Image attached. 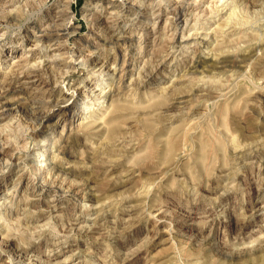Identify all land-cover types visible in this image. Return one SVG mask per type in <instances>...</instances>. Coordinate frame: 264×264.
<instances>
[{
  "label": "rangeland",
  "instance_id": "rangeland-1",
  "mask_svg": "<svg viewBox=\"0 0 264 264\" xmlns=\"http://www.w3.org/2000/svg\"><path fill=\"white\" fill-rule=\"evenodd\" d=\"M10 1L0 0L4 16L24 7ZM58 1L15 22L0 12V114L13 106L0 118V264H264V0H175L188 16L179 22L185 33L208 34L197 46L204 60L193 76L167 61L146 78L140 28L127 22L119 40L103 28L121 0H72L56 21ZM229 2L245 26L227 30ZM135 3L133 23L148 4ZM62 19L68 38L40 35V25ZM222 34L251 55L230 56L236 80L216 82L209 51ZM87 53L93 63L81 62ZM50 58L62 65L48 83L19 75L24 60ZM56 174L63 188H46Z\"/></svg>",
  "mask_w": 264,
  "mask_h": 264
},
{
  "label": "bare ground",
  "instance_id": "bare-ground-1",
  "mask_svg": "<svg viewBox=\"0 0 264 264\" xmlns=\"http://www.w3.org/2000/svg\"><path fill=\"white\" fill-rule=\"evenodd\" d=\"M43 0H24V7H20L21 9H18L17 10V12H15V14L13 13H9L8 15H6L7 14V12L5 11V16H9V17H7V18H11V21H13V22H15V21H19V17H22V16H20L21 14L22 15H25L27 18H29L30 17V15H31V11H33V9L35 10V8L39 5V3L40 2H42ZM45 1V0H44ZM118 1V0H117ZM135 1L136 0H121L119 3H117V4H115V3H113V4H111L112 6L111 7H113V8H118V10H119V13H125V14H127L126 16H122L123 18L122 19H118L117 18V16L118 15H120L119 13H118V10L116 11V13H114V11H113V13H112V11H105L106 12V15L108 16V17H106V19H103V28L106 30V37L107 38H115V39H117V40H119L120 38H123L122 36H118L117 35V32L118 31H121L122 30V28H124V26H125V24H127V22H129L130 21V24L132 25V26H135V27H139L140 28V30H141V32H140V36L141 37H143V45H144V47H142V48H144L143 49V51H142V53H146V49L148 50V48H149V50L147 51V53L150 55V57L147 59V60H144V61H142L143 62V69H144V71H143V69H140L142 72L139 74V76H140V78H143L142 76H146V77H148V76H150L151 74H153L154 72H157V71H159V70H164L165 68H167V61H171V64L168 66V70H172V72L174 73V74H176V72H179V69H178V67L180 66V69L182 68V66H184V67H188V68H190V70L191 69H193V71L190 73L191 75L192 74H195V72H196V69H198V67H200V63L201 62H203V60H204V58L201 56V51H202V48L200 47V48H198L197 46H202L203 44H206V40H203V38H205V37H207L208 36V34H204V37L203 36H200L199 34L200 33H198V32H196V31H194V33H191V34H188L187 35V33H185V27L183 26V25H180V18H181V16H183L184 17V19H183V22H185V23H188V16L186 15V13H184L185 11H184V8H182L181 6H179L178 5V2H175V0H144V1H146V2H148V4L147 5H145L144 7H141V8H143L142 10H143V12H139L138 13V17H137V22L136 23H133V22H131V20L129 19L130 18V16L128 17V13H130L131 12V10L135 7ZM224 2V1H223ZM222 2V3H223ZM13 3H15V0H11L8 4H13ZM71 3H72V0H60V1H58V5H57V10H58V12L59 13H61L60 15H53L54 16V19L57 21V20H60L61 19V16L64 14V15H69L70 14V11H71V9H72V5H71ZM142 3H143V1H142ZM22 4V3H21ZM42 4V3H41ZM20 5V4H19ZM22 6V5H21ZM40 6V5H39ZM222 6V5H221ZM138 7V6H137ZM235 7L236 6H234V5H231V3L229 2V3H227L226 5H225V7H224V9H227L225 12L227 13L228 12V16L225 18V20H226V22H223L225 25H226V27H227V30H228V26H230V25H232V27L234 26H236V28L238 27H241L242 25H244L245 26V23H243L242 24V22H240L239 23V21L237 22V18L239 17H237V15L235 14ZM216 9V8H215ZM221 9H223V8H221ZM5 10V9H4ZM203 11H205V12H209V11H211V12H214V13H216V15H218V11H216V10H214V9H212L211 8V6H208V7H206L205 8V10H203ZM223 11V10H222ZM1 12V14H3V16H4V13H2L3 12V10L2 11H0ZM168 12V14H166ZM141 13L142 14H144L145 16L143 17L142 15H141ZM164 13L167 15V16H170V17H166V19H164V25H162V27H161V23L163 22V17H161L162 16V14L164 15ZM118 14V15H117ZM140 14V15H139ZM183 14V15H182ZM200 14V13H199ZM113 15H114V17H116L117 18V20L115 19L114 21H116L115 22V24H112V21L109 23V18H110V16H112V19H114V17H113ZM124 15V14H123ZM4 16V17H5ZM96 16V15H95ZM121 16V15H120ZM133 16V15H132ZM202 15H200V17H201ZM208 17H209V14H208ZM210 17H212V16H210ZM6 18V17H5ZM71 19V18H70ZM133 19H135V18H133ZM149 19L152 21V22H148L149 21ZM36 20V19H35ZM63 21L61 22L62 24L61 25H59V26H54V23L52 24V23H46V24H44V25H40L39 27H38V31H39V33H40V35L41 36H44V33H46V32H49V40L50 41H57L58 39H60V38H63V37H66V38H68L69 37V35H70V33H71V31H69L70 30V22H68L66 19H62ZM224 20V21H225ZM238 20H240V19H238ZM43 22V21H42ZM55 22V21H54ZM244 22V21H243ZM114 23V22H113ZM247 23V22H246ZM33 24H35V25H38L37 24V22H35V23H33ZM60 24V23H59ZM224 24H222L223 26H224ZM119 25V26H118ZM120 25H122V27H120ZM15 26H16V24H15ZM218 26V25H217ZM243 26V27H244ZM218 28H219V26H218ZM222 28V27H221ZM237 28V29H238ZM36 29V28H35ZM224 29V28H223ZM222 29V30H223ZM231 29V28H230ZM233 29V28H232ZM197 30V29H196ZM210 30V29H209ZM212 30H213V28H212ZM216 30H217V28H216ZM226 30V29H225ZM224 30V31H225ZM234 30V29H233ZM100 31H102V30H100ZM192 31V32H193ZM218 31L220 32V30L218 29ZM230 31V30H229ZM229 31H227V32H229ZM238 31V30H237ZM70 32V33H69ZM103 32V31H102ZM216 32V31H215ZM214 32V33H215ZM226 32V31H225ZM226 32V33H227ZM231 32V31H230ZM233 32V31H232ZM242 32V31H241ZM210 33V32H209ZM224 33V32H223ZM235 33H236V31H235ZM262 33V32H261ZM202 34H203V32H202ZM216 34V33H215ZM225 34V33H224ZM224 34H222V35H224ZM231 34V33H230ZM264 34V33H263ZM103 35V34H102ZM219 35V34H218ZM228 35V34H227ZM248 35V34H247ZM40 36V37H41ZM95 36H96V34H95ZM118 36V37H117ZM124 36V35H123ZM179 36H181V37H179ZM232 36V35H231ZM240 36V35H239ZM243 36V35H242ZM99 38H100V36H98ZM103 37V36H102ZM101 37V38H102ZM201 37H203L202 39H201ZM221 37H223L221 40H219ZM218 40H216L215 41V43H217L216 44V46L217 47H219V49H214V50H212V51H209V53H211V54H213L212 56H211V64H210V66L211 67H213V69L214 68H216V69H214V70H216V71H214L213 72V75H214V78L216 79H218V77H219V79H222V78H224V77H229V78H233L234 76H236V72H235V70H233V68H235V67H237V66H233V64H232V60H230V59H228L230 56H232V55H235V54H241L243 51H244V53H242V55H247V54H250L249 52L250 51H248L247 50V48L244 50V49H239V47L241 48V46L239 45L238 47H237V45H235L236 46V48L237 49H232V47L231 46H233V45H231L233 42H236L237 40H229L228 39V37L226 36V35H224V36H221ZM238 37V36H237ZM114 39V40H115ZM123 39H127V38H123ZM206 39V38H205ZM253 39V38H252ZM251 39V40H252ZM102 40V39H101ZM110 40V39H109ZM129 40V39H128ZM127 40V41H128ZM248 40H250V39H248ZM254 40V39H253ZM252 40V41H253ZM67 41V40H66ZM114 42V41H113ZM208 42V41H207ZM142 43V42H141ZM245 43V42H244ZM234 44H237V43H234ZM246 44V43H245ZM36 45V44H35ZM73 45V44H72ZM259 45H264V38H263V40L260 42V44ZM259 45H257V46H259ZM213 46V45H212ZM140 47V46H139ZM262 47V46H261ZM210 48V47H209ZM234 48V47H233ZM253 49V48H252ZM263 49V48H262ZM81 50V49H80ZM239 50V51H238ZM85 51V50H84ZM263 51V50H262ZM205 52V51H204ZM65 53H67L68 54V58H72V60H74V63H76L75 61V56L77 55V52H76V50H74V48H71V49H69L68 51H66ZM93 53V52H92ZM251 53H252V51H251ZM64 54V53H63ZM239 54V55H240ZM28 55V54H27ZM92 55H94V54H88L87 53V55H85L84 57L83 56H80L81 58H82V60H81V62L83 63V62H86V61H88V63H89V61H91L92 60ZM210 55V54H209ZM251 55V54H250ZM28 57V56H27ZM26 57V58H27ZM48 57V56H47ZM242 57V56H241ZM247 57V56H246ZM49 58V57H48ZM77 58V57H76ZM139 58V57H138ZM141 58V57H140ZM245 58V57H244ZM34 59V58H33ZM63 59V58H62ZM198 59H200L199 61H197ZM28 59H26V60H24L25 61V63H26V65H22V66H19L18 68H20V71L18 72L19 73V75H21V76H23L24 78H27V79H29V80H31L32 79V81L33 82H39V83H41V84H43V83H48L49 82V80L51 81V78L52 77H54V76H56L55 75V72H56V70H57V67L59 68L62 64L60 63V62H57L56 60L57 59H53V58H50V59H48L47 61H45V62H43L42 60L41 61H38L37 59V61L35 60V61H33V63H31V65L29 64V63H27L28 61H27ZM61 60V59H60ZM80 60V59H79ZM134 60V59H133ZM240 60V59H239ZM248 60V59H247ZM72 62V61H71ZM92 62V61H91ZM24 63V64H25ZM77 63H79V62H77ZM93 63V62H92ZM97 63V62H96ZM95 63V64H96ZM102 63H104V62H102ZM81 64V63H80ZM87 64V63H86ZM106 64V63H105ZM173 64V65H172ZM93 65V64H92ZM220 65V66H219ZM24 66V69H22L21 67H23ZM99 66V65H98ZM135 66V65H134ZM73 68H75L76 66L74 65V66H72ZM102 67V66H101ZM139 67V66H138ZM230 69H229V68ZM22 69V70H21ZM212 69V70H213ZM124 70H126V69H124ZM184 70V69H183ZM13 71H14V69H13ZM13 71H11V72H13ZM74 72H75V70H74ZM107 72V71H106ZM15 72H13V74H14ZM57 73V72H56ZM69 73H70V71H69ZM72 73V72H71ZM100 73H103L102 75L104 76V75H107V73L106 74H104V69H102L101 70V72ZM116 73V71H114V73L113 74H115ZM139 73V72H138ZM6 74V73H5ZM1 75L4 79H3V82H5L9 77H10V75ZM142 74V75H141ZM143 74H145V75H143ZM183 74V73H182ZM207 74V73H206ZM116 75V74H115ZM184 75V74H183ZM186 75H188V74H186ZM244 75V74H243ZM15 76V75H14ZM136 76V75H135ZM193 76V75H192ZM191 76V77H192ZM195 76V75H194ZM198 76V75H197ZM202 76V75H201ZM200 76V77H201ZM205 76V75H204ZM71 77V76H70ZM145 77V78H146ZM239 77V79H240V77L241 76H238ZM113 78V77H112ZM194 78V77H193ZM199 78V77H198ZM210 78H212V77H210ZM225 78V79H226ZM237 78V77H236ZM46 79H48V82H47V80ZM120 79V78H119ZM122 79V78H121ZM130 79V78H129ZM216 79V82L218 81ZM233 79H235V77L233 78ZM29 80H27V81H29ZM136 81L138 80V79H135ZM223 80V79H222ZM221 80V82H222V85H223V81ZM236 80V79H235ZM238 80V79H237ZM21 81H22V79H21ZM68 81H70V79L68 78V79H65L64 81H63V84L64 85H66L67 86V83H68ZM133 82H134V80H132ZM134 82L135 84H137V82H139V81H137V82ZM177 81V80H176ZM188 81H190V80H188ZM197 81H199V80H197V79H192L191 80V83H190V85L192 84V87H195V82H197ZM220 81V80H219ZM226 81V80H225ZM130 82H131V80H130ZM133 82H131V83H129V85H130V87H131V84L133 83ZM174 82H175V80H174ZM174 82H171V83H174ZM203 82V81H202ZM38 83V84H39ZM233 83H234V85H235V82L233 81ZM111 84H113V83H111ZM123 84V83H122ZM143 84V83H142ZM201 84V83H200ZM199 84V85H200ZM217 85V84H216ZM216 85H215V87H216ZM229 85V84H228ZM233 85V87H235ZM85 86V85H84ZM135 86V85H134ZM137 86V85H136ZM204 86V85H203ZM202 86V87H203ZM213 86H214V84H213ZM225 87H227V85L225 86ZM230 87V86H229ZM228 87V88H229ZM237 87V86H236ZM217 88V87H216ZM71 89V88H70ZM89 89V88H88ZM88 89H87V91H88ZM114 89V88H113ZM121 89V88H120ZM133 89V88H132ZM219 89V88H218ZM90 90V89H89ZM92 90V89H91ZM110 90H111V88H110ZM191 90V89H190ZM201 90V89H200ZM205 90V89H204ZM226 90H227V88H226ZM232 90V89H231ZM93 91V90H92ZM91 91V92H92ZM233 91V90H232ZM70 92V91H69ZM102 92H104L103 90H102ZM223 93V92H222ZM104 94V93H103ZM175 94H177V93H175ZM225 95V94H224ZM170 96H172V94L170 95ZM174 96V95H173ZM183 96V95H182ZM216 97V96H215ZM221 97H223V96H221ZM170 98V97H169ZM168 98V99H169ZM173 99H175L174 97L172 98V100ZM176 101V100H175ZM173 102V101H172ZM171 102V103H172ZM170 103V104H171ZM215 103V102H214ZM207 105V104H206ZM8 106V105H7ZM7 106H5L4 108H5V112L4 113H1L0 114V118L1 117H9L10 115H11V112H12V110H13V106L11 107H7ZM86 109V108H85ZM208 110V109H207ZM116 111H118V110H116ZM204 115V114H203ZM205 117V116H204ZM203 118V117H202ZM15 119V118H14ZM211 119V118H210ZM2 120V119H1ZM204 120V119H203ZM202 120V121H203ZM22 125V124H21ZM20 128V127H19ZM32 128V127H31ZM22 129V128H21ZM27 129V128H26ZM25 129V130H26ZM12 131H13V129H11ZM16 130V129H15ZM34 130V129H33ZM24 131V130H23ZM27 131H28V129H27ZM16 132V131H15ZM6 133V132H5ZM14 133V132H13ZM25 133V132H24ZM27 133V132H26ZM15 134H17V133H15ZM31 134V133H30ZM1 135V134H0ZM18 135V134H17ZM21 135H22V133H21ZM6 136V135H5ZM4 136V137H5ZM23 136V135H22ZM15 137V136H14ZM234 138V137H233ZM5 139H7V138H5ZM11 139V138H10ZM32 139V138H31ZM12 140V139H11ZM28 140V139H27ZM14 140H12V142H13ZM231 141H233L232 139H231ZM235 141V140H234ZM233 141V142H234ZM11 141H7L6 142V144L7 145H13L14 146V144L15 143H12ZM35 142H37L36 140H35ZM29 143V142H28ZM45 143V142H44ZM25 144H27V143H25ZM10 145V146H11ZM9 146V147H10ZM16 146V145H15ZM43 146H44V144H43ZM17 147H14V149H16ZM20 148V147H19ZM46 148V149H45ZM45 150L44 149H42L44 152H49L48 151V147H46L45 146ZM51 149V148H50ZM49 149V150H50ZM22 150V149H21ZM23 151V150H22ZM235 152V151H234ZM45 153V154H46ZM14 155V154H13ZM1 157H2V148L0 149V159H1ZM21 157V156H20ZM3 158V157H2ZM20 159V158H19ZM43 161H46L45 159L43 160ZM42 161V162H43ZM8 162H9V160H8ZM3 163V162H2ZM17 163V162H16ZM45 165V164H44ZM41 166H42V164H41ZM45 166H47V165H45ZM44 167V166H43ZM45 168V167H44ZM3 170V169H2ZM41 170V169H40ZM49 170V175L51 176L52 174H53V172H52V169L50 170V169H48ZM59 171V170H58ZM73 172V171H72ZM47 173V172H46ZM57 173V172H56ZM68 174V173H67ZM54 175V174H53ZM50 178V177H49ZM47 179L46 181L47 182H50L51 181V185L50 184H44V186L46 187V188H49V189H51V188H54V189H56V190H60V189H62L63 188V186H64V184H65V182L63 181V179L62 180H60L59 181V174H56V176H55V178L54 179H52V180H50V179ZM61 178V177H60ZM50 180V181H49ZM65 180V179H64ZM45 181V182H46ZM253 181V180H252ZM43 182V181H42ZM44 182V183H45ZM75 182V181H74ZM71 188H72V186H68V188L66 189L68 192L71 190ZM258 190V189H257ZM147 194V193H146ZM54 195V194H53ZM140 195H141V193H140ZM143 196V195H142ZM144 197V196H143ZM33 230V229H32ZM57 230V229H56ZM59 230V229H58ZM65 232V231H64ZM66 234V233H65ZM8 257V256H7ZM11 257V256H10Z\"/></svg>",
  "mask_w": 264,
  "mask_h": 264
}]
</instances>
